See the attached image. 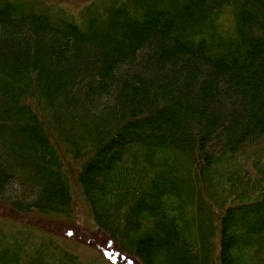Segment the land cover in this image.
I'll return each mask as SVG.
<instances>
[{
  "label": "trees",
  "instance_id": "trees-1",
  "mask_svg": "<svg viewBox=\"0 0 264 264\" xmlns=\"http://www.w3.org/2000/svg\"><path fill=\"white\" fill-rule=\"evenodd\" d=\"M62 1L0 0V264H81L71 176L138 264H264V0Z\"/></svg>",
  "mask_w": 264,
  "mask_h": 264
},
{
  "label": "rangeland",
  "instance_id": "rangeland-1",
  "mask_svg": "<svg viewBox=\"0 0 264 264\" xmlns=\"http://www.w3.org/2000/svg\"><path fill=\"white\" fill-rule=\"evenodd\" d=\"M47 1L54 2V0ZM66 2L67 1H62L61 3L64 7L68 8L74 4L82 3V1L78 2L77 0L74 4L71 3L69 6ZM63 155H65L64 152ZM64 160L67 164H69L66 157ZM71 187L74 188L72 195L74 203V217L73 219L68 220L67 224H63L62 229H60L62 224H60L58 228H55L54 231L58 236H53L54 242L64 246V248L70 251L81 264H87L90 262L94 264H138L133 257L121 251L118 246H116L111 239L107 237L106 234L97 229L94 224L91 223L84 200L79 193L73 176H71ZM67 228L69 229L65 230ZM63 235L65 237H62ZM32 237L34 241L44 238L43 235L38 232H35V234L32 233ZM68 240L76 241L77 244L74 245Z\"/></svg>",
  "mask_w": 264,
  "mask_h": 264
}]
</instances>
